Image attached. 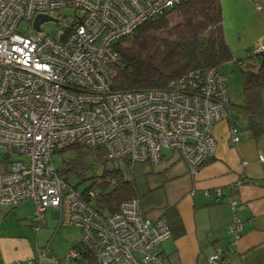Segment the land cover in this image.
<instances>
[{"label": "built area", "instance_id": "built-area-1", "mask_svg": "<svg viewBox=\"0 0 264 264\" xmlns=\"http://www.w3.org/2000/svg\"><path fill=\"white\" fill-rule=\"evenodd\" d=\"M178 1L0 0V206L30 198L37 223L47 208L57 209L63 224L81 229V245L96 264H165L157 248L171 235L168 222L144 217L138 197L122 201L113 213L96 211L58 175L56 148L100 146L109 159L131 165L157 164L167 148L178 152L192 174L215 154L213 127L229 105L219 69L143 90L114 89L108 73V65L119 60L113 43ZM67 8L70 21L62 13ZM38 14L66 24L46 32L40 22L35 29ZM239 138L230 125L228 139ZM230 203L235 210L237 203ZM240 229L234 219L227 245L217 244L208 264H230ZM78 255L71 249L64 264Z\"/></svg>", "mask_w": 264, "mask_h": 264}, {"label": "crops", "instance_id": "crops-1", "mask_svg": "<svg viewBox=\"0 0 264 264\" xmlns=\"http://www.w3.org/2000/svg\"><path fill=\"white\" fill-rule=\"evenodd\" d=\"M252 3L221 0L224 36L236 55H244L253 44H264V5L258 0L262 9H257ZM228 65L233 68L229 62L221 67ZM242 65L255 68L257 61L245 58ZM221 67L231 104L226 108V117L213 127L214 156L192 174L178 152H162L160 161L146 171L150 175L144 188L148 200L144 203L135 185L144 217L153 221L163 216L168 222L163 215L167 210L175 217L171 225L177 227H169L171 235L157 248L165 264H208L215 246L227 245L228 225L234 219L241 229L236 249L229 256L230 264H264V133H251L248 116L234 105L244 101L243 93L232 92ZM260 94L264 103V86ZM237 113L245 114L247 122ZM232 124L240 135L236 142L228 139ZM230 200L237 203L235 210ZM33 207L30 198L15 206H0V264H29L32 259L37 264H58L71 249H78L79 255L68 264H86L81 229L63 224L54 208L48 212L46 209L39 223L33 222ZM43 228L51 233L47 239L42 238ZM59 239L64 242L61 248ZM40 252L44 254L38 258Z\"/></svg>", "mask_w": 264, "mask_h": 264}, {"label": "trees", "instance_id": "trees-1", "mask_svg": "<svg viewBox=\"0 0 264 264\" xmlns=\"http://www.w3.org/2000/svg\"><path fill=\"white\" fill-rule=\"evenodd\" d=\"M261 45L258 49L259 44H253L242 56L234 54L224 36L221 0H180L113 43L119 60L108 65V73L114 89L163 88L189 73L210 67L219 69L232 60L241 72L244 96L242 103L234 105L248 116L251 133L258 136L264 133V103L260 94L264 86V44ZM245 58L256 60L257 66L244 67ZM53 153L61 160L56 166L58 175L78 189L96 211L110 214L122 201L138 197L133 175L125 176L115 163L121 160L132 169L126 159H109L100 146L76 143L56 148ZM89 159L99 164L102 171L79 189L70 178L76 175L80 181L84 180ZM163 215L167 216L171 230H175L176 224L171 223L176 221L170 210ZM83 253L88 259L86 264H96L89 251L85 249Z\"/></svg>", "mask_w": 264, "mask_h": 264}, {"label": "rangeland", "instance_id": "rangeland-1", "mask_svg": "<svg viewBox=\"0 0 264 264\" xmlns=\"http://www.w3.org/2000/svg\"><path fill=\"white\" fill-rule=\"evenodd\" d=\"M261 4L264 5V1L263 0H259ZM253 6L256 4L255 3H252ZM222 5V4H221ZM254 6V7H255ZM63 15L66 16V19H68L69 21L72 19V15H73V12H72V9L70 8H67V9H64L62 11ZM56 14V13H55ZM66 19H60L58 18V21H55V20H45V21H42L41 22V29L46 31V32H54V29L57 27V26H63L66 24ZM19 27L24 29L26 27V22H21L19 24ZM245 53V52H244ZM228 62L230 64H232L233 68L230 67L231 65H228L226 67H221L222 68V71L228 81V84L232 87L233 91L232 92H237V93H241L242 94V84H241V73H240V70L239 68L234 64V62L232 60H229V61H226L223 63L222 66H224L226 63L228 64ZM238 115L242 116L244 119H245V122H247V117L245 114L243 113H237ZM163 152L169 154L170 153V149H167V148H164L163 149ZM0 158L2 159L3 158V153L0 154ZM52 159H53V162L55 164V166H58L60 165L61 163V160H60V157L53 153L52 154ZM88 167L85 169L84 171V180L80 181L78 176L76 175H73L71 178H70V181L71 183L74 185V184H78V188L81 189L85 186H87L89 183H91V176H94V175H97L99 173H101L102 171V167L99 165V164H93L92 160H88ZM116 165H119L121 170L123 171V173L125 174V176L127 177H130L131 175H133L134 177V181H135V185L138 189V193H139V197L141 199V202L144 203V201H147V197H148V193L145 191V187H146V181L148 180L149 178V173H147L146 171L149 170L150 167H154L156 164H152L150 161H137V162H134L133 164V169L131 170L129 166H127L123 161H115ZM50 208H47V212L49 211ZM45 230V232H44ZM42 238H45L46 236H50V231L48 230L47 228V231L46 229H42ZM51 231H53L51 229ZM50 233V234H49ZM47 237V238H48ZM45 238V239H47ZM58 241V244L60 245V248L61 246L63 247L64 246V242L63 240L59 239L57 240ZM57 257V256H56ZM63 258L58 262V264H63Z\"/></svg>", "mask_w": 264, "mask_h": 264}, {"label": "water", "instance_id": "water-1", "mask_svg": "<svg viewBox=\"0 0 264 264\" xmlns=\"http://www.w3.org/2000/svg\"><path fill=\"white\" fill-rule=\"evenodd\" d=\"M44 20H46V16L45 15H43V14L36 15L35 18H34V22H33L34 28L38 29L39 23L44 21Z\"/></svg>", "mask_w": 264, "mask_h": 264}]
</instances>
